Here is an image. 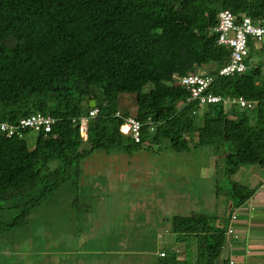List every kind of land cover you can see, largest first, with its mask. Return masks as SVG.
<instances>
[{
  "label": "trees",
  "instance_id": "trees-1",
  "mask_svg": "<svg viewBox=\"0 0 264 264\" xmlns=\"http://www.w3.org/2000/svg\"><path fill=\"white\" fill-rule=\"evenodd\" d=\"M222 10L232 12L237 23L245 16L254 25L264 24V0H0V123L16 125L32 114L55 120L51 131L36 133L33 142L27 138L30 129L22 138L0 132L1 242L29 229L43 207L66 204L67 214L60 217L72 230L50 234L54 246L47 253H55L59 264H66L68 255L87 256L77 259L84 264L109 258L125 227L116 224L120 220L105 224L112 231L99 246L92 243L100 233L93 232L96 221L87 216L96 212L102 195L96 183L105 177L89 178L85 161L114 154L141 166V156L153 162L155 186L168 182L184 192L179 186L185 180L173 174L167 161L212 149L208 167L212 178H227L230 184L224 197L229 210L159 215L154 221L164 224L174 243L164 244L161 257L160 248L154 250L158 232L148 230L151 241L136 250L155 253L148 264H228L220 260L234 239L226 235L227 226L256 191L233 178L242 167L264 169V76L260 65L219 74L230 56L216 44L214 29ZM187 74L211 77L207 92L221 100L190 101V92L177 83ZM239 98L252 108H240L235 104ZM92 109L98 113L89 117ZM128 118L141 124L138 142L120 131ZM111 215L107 212L109 220ZM39 252L34 260L24 259L42 264Z\"/></svg>",
  "mask_w": 264,
  "mask_h": 264
},
{
  "label": "rangeland",
  "instance_id": "rangeland-1",
  "mask_svg": "<svg viewBox=\"0 0 264 264\" xmlns=\"http://www.w3.org/2000/svg\"><path fill=\"white\" fill-rule=\"evenodd\" d=\"M255 43L253 39L248 41L249 54L245 60V65L248 70H253L260 65L263 69L262 75L264 76V54L261 52V47H264V41L256 43L258 48H256ZM126 101L129 102L128 100ZM126 101H123L122 104L128 107L130 104ZM122 106L121 109L124 108ZM85 124L86 122L84 121L83 131L81 126L84 140L86 139ZM35 136L36 133L31 131L27 138L33 142ZM211 150H197L193 151L190 156H179L167 161L168 168H172L174 172L176 171L173 174H176L181 180H185V182L181 181V185L179 186L184 192L170 187L168 182L165 186H155L159 181H156L158 175L152 164L153 162L144 160L141 156L137 160L141 166L128 165L124 157H116L114 154L107 156L99 153L92 158H88L85 161V168L89 178L93 177L94 179V176L97 175L105 177V181L100 180L96 183L102 188L100 192L102 195L99 199L97 198L98 202L95 204L96 212L87 216L89 221H96L93 232L100 233L93 235L97 240H92V243L99 246L100 240L112 231L109 227L105 228V224L108 226L111 222L115 224L116 220H120L116 224L123 222L122 228L125 227V236L122 238L120 233L118 236L119 246L109 251V256L111 254L112 256L95 260L93 264H148L154 261L155 253L147 254L142 252V250H136L142 246V243L151 241V234L147 233L148 230H157L158 232L156 247H154L156 253L159 248L160 252L164 251L162 247L165 243H174L172 235L168 233V230L163 228L164 224L159 222L156 224L154 221L157 216L159 217L162 214L168 217L175 215L187 216L191 211H199L201 209L218 214L222 213L224 208L228 209L225 198L229 196L231 190L230 184H228L227 178L221 179L218 177L216 180L215 176L212 178L214 171L208 167L211 164L209 160H213L209 157L212 155L209 153ZM134 155V158L139 156L137 153ZM217 164L221 167L222 162L218 161ZM253 168L251 166L242 167L241 169L244 170L239 171L240 173L238 172V175L233 179L247 186L259 183L258 181L261 180H258V173L255 171H245L248 169L252 170ZM255 168L259 171L262 170L258 167ZM161 186H164V189ZM93 195H97V192L93 193ZM107 212L114 214L111 215V220L108 219ZM40 213L42 216L37 218L36 222L35 219L30 221L29 229L23 230L13 238L7 239L12 234L6 235L3 242H1L2 238H0V264H22L23 261L25 262L23 264H30V261L24 258L29 257L31 260L40 250L43 251L42 264H59L58 256L55 253L47 252H51L54 246H50L53 243L50 234L69 235L70 230H72L68 220L63 221L61 219L65 213L67 214L66 204L59 208L51 205L46 210L43 207ZM123 213L126 214L125 219L119 216ZM253 214L257 215L255 212ZM236 216L237 221L231 223L232 228L240 230L241 225L246 226L248 224L251 226L250 216H243L237 211ZM263 216L264 214H261L259 218L262 219ZM102 224H104L102 227L105 229H102ZM254 225H258L260 228L263 227L260 224ZM263 231L261 229L258 232L262 233ZM42 245L44 246L43 248ZM260 245L258 244L254 247L263 249V244ZM178 251V258L183 259V244H179ZM259 252L262 251H253L254 254H258ZM113 255L115 256L114 258H112ZM77 259H87V256L68 255L65 258V262L66 264H84L83 261ZM247 259V255L241 256V261H238L236 264H241L242 261H247ZM248 264L263 263L256 260Z\"/></svg>",
  "mask_w": 264,
  "mask_h": 264
},
{
  "label": "built area",
  "instance_id": "built-area-1",
  "mask_svg": "<svg viewBox=\"0 0 264 264\" xmlns=\"http://www.w3.org/2000/svg\"><path fill=\"white\" fill-rule=\"evenodd\" d=\"M214 32L217 33L216 44L224 47L230 51L229 61L220 69L221 76H229L234 73H243L246 70L244 59L248 53L249 39L255 40L256 43L264 41V24L254 25L248 17L241 16V20L237 23L235 16L229 10H222L218 13V23ZM213 79L208 76H200L197 74H187L177 78V83L181 87L190 92V101H197L202 105L216 104L221 98L207 92L211 86ZM240 108H252L253 103L239 98L235 100ZM98 113L97 109H92L89 112V117H94ZM81 126L83 131V122ZM55 120L49 116L41 114H32L19 120L16 125H9L7 123H0V132L4 133L8 138L17 136L23 137V130L30 129L35 133L44 132L49 133L52 129ZM141 124L133 118L125 120L124 124L120 126V131L123 134H129L138 142L140 140L139 131ZM85 130V128H84ZM235 215L232 219L235 220ZM233 234V229L229 225L226 230V235ZM161 257L164 256L160 252ZM229 264H233L230 261Z\"/></svg>",
  "mask_w": 264,
  "mask_h": 264
},
{
  "label": "crops",
  "instance_id": "crops-1",
  "mask_svg": "<svg viewBox=\"0 0 264 264\" xmlns=\"http://www.w3.org/2000/svg\"><path fill=\"white\" fill-rule=\"evenodd\" d=\"M256 48H258L257 44L255 43ZM261 52L264 54V47H261ZM244 169H241L242 171ZM245 171L250 172H256L258 173V181L259 183L249 186L250 188H255V193L253 196L245 202L239 209L235 210L234 213L236 215V211L239 212L241 215H247L250 216L251 220V226L248 224L246 226L241 225L240 230H236L233 227V235L234 239H231V243L229 247L224 249L220 255V260H226L228 261V258L230 257L235 261V264L240 260L241 256L247 255V261H242L241 264H248L253 263V261L259 260L260 263L264 264V248L259 249L257 247L258 244H263L264 247V231L262 233H259V230H264V216L262 219L259 218L261 214H264V169L261 171L257 170V168H253L252 170L248 169ZM240 173V172H239ZM238 175V173L236 174ZM235 175V176H236ZM230 208V206H229ZM253 212L257 213V215H254ZM237 217V216H236ZM237 221V218H236ZM254 221V223H253ZM254 224H260L263 227H259L258 225ZM238 231V232H236ZM262 246V245H260ZM262 251L258 254H254L253 251Z\"/></svg>",
  "mask_w": 264,
  "mask_h": 264
},
{
  "label": "clouds",
  "instance_id": "clouds-1",
  "mask_svg": "<svg viewBox=\"0 0 264 264\" xmlns=\"http://www.w3.org/2000/svg\"><path fill=\"white\" fill-rule=\"evenodd\" d=\"M234 215H235V213H233ZM235 217H236V215H235ZM237 218V217H236ZM235 218V219H236ZM231 226V225H230ZM227 227H229V225L227 226ZM233 229V228H232ZM228 236V235H227ZM230 236H232V235H230ZM230 261H232L233 262V264H235L234 263V260L233 259H231L230 257L228 258V264L230 263Z\"/></svg>",
  "mask_w": 264,
  "mask_h": 264
},
{
  "label": "water",
  "instance_id": "water-1",
  "mask_svg": "<svg viewBox=\"0 0 264 264\" xmlns=\"http://www.w3.org/2000/svg\"><path fill=\"white\" fill-rule=\"evenodd\" d=\"M90 106H91L92 108L95 107V102L92 101L91 104H90Z\"/></svg>",
  "mask_w": 264,
  "mask_h": 264
}]
</instances>
